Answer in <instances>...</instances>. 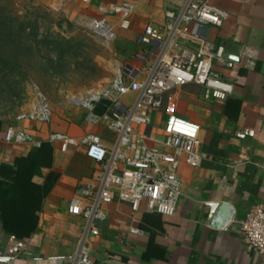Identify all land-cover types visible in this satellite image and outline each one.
<instances>
[{"label":"crops","instance_id":"0c3cea01","mask_svg":"<svg viewBox=\"0 0 264 264\" xmlns=\"http://www.w3.org/2000/svg\"><path fill=\"white\" fill-rule=\"evenodd\" d=\"M35 1L87 19L97 15L100 4L123 0ZM173 2L181 0H142L130 26L118 29L117 36H124V45L142 47L138 36L144 26H162ZM211 2L229 16L200 33L223 44L225 58L233 62L232 67L214 62V70L233 84L232 93L225 100H207L199 85L188 83L150 113L148 130L157 140L164 137L163 119L170 110L200 126L205 157L197 167L181 164L174 213L162 215L144 206L133 210L127 202L113 200L103 204L105 217L97 220L98 234L93 235L82 216L67 211V204L98 164L82 148L63 152L46 136L50 131L75 137L93 132L110 147L114 131L87 124L83 108L65 111L59 123L0 116V259L16 255L20 264H46L56 257L58 264H70L86 233L91 264H260L257 252L242 239L240 220L250 208L264 205V0ZM107 103H98V112ZM9 126L28 131L41 145L6 141ZM130 227L143 232L132 233Z\"/></svg>","mask_w":264,"mask_h":264},{"label":"built area","instance_id":"2783aa9c","mask_svg":"<svg viewBox=\"0 0 264 264\" xmlns=\"http://www.w3.org/2000/svg\"><path fill=\"white\" fill-rule=\"evenodd\" d=\"M142 0L108 2L97 7V15L87 17L89 28L100 39L111 42L118 29H127L131 16ZM229 13L211 0H181L165 9L162 26L146 24L138 36L145 55L140 68L118 70L106 84L89 87L71 98L74 105L85 110L84 121L89 125H105L115 133L108 147L99 135L85 132L75 137L63 131H50L46 141L57 142L63 152L72 147L98 164L97 170L85 182L79 183L67 204V211L86 220V230L98 234L97 220L105 217L103 204L113 200L127 202L133 210L142 206L162 215L174 213L181 194V164L197 167L205 153L200 147L197 122L170 110L163 119L164 137L152 138L148 127L150 113L162 107L171 94L185 84H197L204 99L225 100L233 91V84L214 70V62L227 67L233 62L224 56L223 44H215L201 28L220 26ZM193 25V29H191ZM191 41L195 45L190 47ZM36 104L31 110L21 111L18 120L48 123L51 110L48 97L37 85ZM124 96L131 99L124 101ZM108 101L103 112L97 104ZM141 127V128H140ZM5 140L15 143L31 142L40 146L24 129L9 126ZM240 163L241 159H236ZM132 233H142L130 227ZM242 239L247 248L257 252L264 264V205L257 204L244 213L240 220ZM86 233L70 264H91L88 258ZM19 256L0 259V264H20ZM40 264V263H35ZM46 264H58L51 258Z\"/></svg>","mask_w":264,"mask_h":264},{"label":"rangeland","instance_id":"374dc122","mask_svg":"<svg viewBox=\"0 0 264 264\" xmlns=\"http://www.w3.org/2000/svg\"><path fill=\"white\" fill-rule=\"evenodd\" d=\"M123 37L105 42L85 15L54 5L0 0V116L34 108L37 85L48 97L51 122L63 121L65 111L81 108L71 102L74 93L141 67L144 49L124 45Z\"/></svg>","mask_w":264,"mask_h":264},{"label":"trees","instance_id":"16d2710c","mask_svg":"<svg viewBox=\"0 0 264 264\" xmlns=\"http://www.w3.org/2000/svg\"><path fill=\"white\" fill-rule=\"evenodd\" d=\"M18 224H19V226H20L21 223L19 222Z\"/></svg>","mask_w":264,"mask_h":264}]
</instances>
